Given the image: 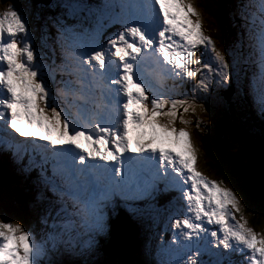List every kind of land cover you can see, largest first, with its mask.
Returning a JSON list of instances; mask_svg holds the SVG:
<instances>
[{
  "label": "snow or ice",
  "instance_id": "snow-or-ice-1",
  "mask_svg": "<svg viewBox=\"0 0 264 264\" xmlns=\"http://www.w3.org/2000/svg\"><path fill=\"white\" fill-rule=\"evenodd\" d=\"M59 7L45 24L55 30L59 64L37 61L19 9L0 16V153L21 170L38 168L48 200L39 237L19 223L0 221V264H64L66 255L90 264L96 238L109 231V210L114 215L123 207L135 216L137 202L171 188L179 190L184 212L170 217L178 230L171 241L176 247L162 250L169 258L160 264H264V239L244 224L229 223L239 201L196 170L188 132L173 126L177 106L187 113L189 100L149 97L139 71L152 56L163 75L181 83L207 68L211 75L196 80L200 91L231 84V64L203 34L194 7L185 0H61ZM235 15L242 30L237 44L247 42L260 68L258 87L249 81L246 94L254 96L264 121V0H241ZM112 24L120 30L105 47L100 39ZM198 45L213 53L215 71L197 56ZM166 104L171 107L162 111ZM213 224L215 229L207 227Z\"/></svg>",
  "mask_w": 264,
  "mask_h": 264
},
{
  "label": "rangeland",
  "instance_id": "rangeland-1",
  "mask_svg": "<svg viewBox=\"0 0 264 264\" xmlns=\"http://www.w3.org/2000/svg\"><path fill=\"white\" fill-rule=\"evenodd\" d=\"M24 1L26 2L29 0H0V16H2L6 11L10 10L11 8L19 9L20 12L25 14L27 8L25 7ZM185 2L188 4H191L194 7L195 11L199 14L203 34L211 37L212 42L215 45L216 49L226 54V51H225V44H226L232 50V43H226L227 38L224 34L223 25L221 27V22L219 20L220 16L219 14H217V16L215 15L216 8H215L214 1L213 0H185ZM46 12L49 14L51 13L48 10H46ZM227 12H228V8H227ZM31 18H32V24H37V26H39L40 24V29H37V36L33 37V40L34 38H36L37 40L36 39L34 41L32 40L33 47L36 52V59L37 61H42L44 63H47V60H48L51 63L53 58L49 52V47H47V44L51 37V33L53 35L52 31L54 28L51 26L50 23L48 24L47 27H45V24L47 21H49V18H54V17L47 15L46 13H44L42 9L36 8L33 6ZM193 19H195V17H193ZM230 22L232 24V20H230ZM32 24L30 25L31 29L33 27ZM30 26H29V29H30ZM108 38L109 36H106L100 39V43H102L105 47H107L106 41ZM198 49L199 50L197 51V56L201 57L204 62L208 63L213 68L214 66L211 65L213 61V53L211 52V50L205 49L203 45H198ZM189 68L194 70L196 68V65L190 64ZM215 70H216V67L213 68V71ZM232 70L233 69H231V78H232V72H233ZM201 73L206 74V75H211V73H208L207 68L201 67V71L200 73L197 74V78H191V79L185 78V80H190V82H196V80L201 77ZM259 73L260 71L251 72L249 76L251 79L258 78ZM57 74H60V73L57 72ZM45 79L48 81L50 87H52L53 89L56 87V85L51 81L50 78L45 77ZM60 79H61L60 76L56 77L57 81H59ZM225 87L227 86L215 87V85H210V90L207 92H204V91L195 89V85L191 86V88H189L188 90L192 92L190 97L176 98V99H188L191 104V107H189V111L185 113L183 110V107L177 106V118L174 121L173 126L177 128L178 130L180 128H183L186 132H188L190 139L192 141V144L196 150V157H197L196 164H195L196 170L200 172L206 179L210 181H216L219 187L230 190L235 195L236 199L239 201L238 196L236 195V193L234 192L230 184L226 181L224 177L220 176L217 173L215 167L212 164V161L209 160L207 157H205L206 155L203 152L204 148H203L202 141L197 138L199 136L201 137L204 133H206L205 127L207 126V123L209 122V117L206 116L207 110L200 103H202V101L207 99L209 96L211 97L212 100H215V101L218 100L219 99L218 96L217 95L214 96L216 92V88L225 89ZM146 94L149 97H151L148 91L146 92ZM234 101L239 103L238 98L234 99ZM214 105L217 106V104H214ZM149 107H150V102H149ZM170 107H171L170 104H166L163 106L162 111H166ZM193 108L195 109L194 111H193ZM222 108L223 106L221 105L218 106V110L215 107V110L218 112L219 115H223V114H220L219 112V110ZM158 119L160 120L162 124L168 123V120H169L168 117H160ZM180 119H183L187 121L188 123L181 124ZM197 121H199V127L197 126ZM130 135L133 140L136 139L135 134L130 133ZM81 143H83V141H81ZM162 146L170 147V148L173 147L171 144H164ZM175 150L179 151L181 149L179 146H176ZM225 164L229 165V162L225 161ZM190 183L191 182H189L188 187L190 186ZM170 192L174 193L172 191ZM175 193L178 194V191L176 190ZM0 200H1L0 202V221H7L13 224L19 223L22 226H24L26 230L35 233L37 237L43 235L44 226H42V229L37 227V223H39V220L28 219L27 221L25 218L22 217L21 212H18L15 214H8V212L11 213V211L8 210L9 208L7 206H5L4 201H6L7 203H12V202L4 196H0ZM205 203H207V201H205ZM238 208H239V211L234 213L235 219L230 220L229 223L231 222L230 224L232 225L244 224L246 228L252 229L255 233H257L258 238L264 239V219H259V218H256L255 220L250 219V215H248L246 211L242 209L240 201H239ZM177 209H179V206H177ZM254 214L255 213H252V215ZM174 216H179V215H173L169 217H174ZM208 226H214L215 228L217 227L215 224L208 225ZM169 227L172 231H177L176 229H173L171 227L170 218H169ZM169 235H172L173 237L174 234L168 233L166 236H169ZM113 254L115 253L113 252ZM113 258H115L117 261L120 259L119 249L117 251V255ZM89 261H90V264H96L95 259H92V260L89 259ZM108 263L114 264L112 260H109ZM118 263L123 264L122 262H119V261Z\"/></svg>",
  "mask_w": 264,
  "mask_h": 264
},
{
  "label": "trees",
  "instance_id": "trees-1",
  "mask_svg": "<svg viewBox=\"0 0 264 264\" xmlns=\"http://www.w3.org/2000/svg\"><path fill=\"white\" fill-rule=\"evenodd\" d=\"M215 4V15L219 14V20L221 22V25H223V30L225 36L230 34L232 37H234V34L236 33V25H239V20L236 18L235 15L231 16L232 24L229 20L227 8L230 7V1L232 0H213ZM241 1V0H239ZM89 3V2H88ZM236 24V25H235ZM236 88L230 87L226 90L224 93H228L230 97L227 95H223L221 98L222 100L225 99V110H223L221 113H224L225 115H219L218 113L211 112L209 114H206V116L209 117V122L207 123V126L205 127L206 133H204L201 137H197L202 141L203 144V152L205 153V157H207L209 160L212 161L213 166L215 167L217 173L224 177L226 181L230 184L232 189L234 191L238 190V187L236 186L237 177H238V169H241L244 167L249 161V151L252 148H257V144H255L249 139V137L244 134L242 130V121L238 117V115L232 110L233 101L237 98L234 91ZM239 94V91L236 90ZM219 91V94L220 95ZM235 92V91H234ZM234 96V97H233ZM245 96V94L243 95ZM233 100H232V98ZM217 107L216 105H214ZM218 110V109H217ZM250 118L253 119L252 114H249ZM248 117H246L247 120ZM258 129V127H255ZM262 135H264V128H261ZM197 139V140H198ZM262 153H264V148L262 149ZM225 161L229 162V165L225 164ZM6 165L4 163L0 162V182L3 183H12L23 186V182L21 179L14 177L12 174L9 173L8 170H6ZM255 201L262 207L264 211V202H260L258 199L253 197ZM46 200V199H45ZM22 201L18 202H12L13 207L15 208V211L12 210L11 207H9L8 210L11 211L9 214H15L18 212H21V215L23 218H25L27 221L28 219L35 220L37 218L36 211L33 210L34 207H30L29 205L33 201H28L27 203ZM23 203V204H22ZM25 203V204H24ZM261 219H264L261 218ZM22 221V220H21ZM129 224V221L125 222L123 226ZM122 226V224H121ZM122 226V227H123ZM127 230L130 232L129 228ZM130 238L133 241L134 235L130 232ZM119 237L116 238L118 240ZM104 245L101 247L102 250L108 249V254L111 250L117 249V245L111 239L109 245L107 243H103ZM121 245H123L121 243ZM127 257L130 261V264H138L139 262L135 260L136 253L134 251H129L127 253ZM108 258V257H107ZM109 258L108 260H110ZM64 264H75L74 260H66V258H62Z\"/></svg>",
  "mask_w": 264,
  "mask_h": 264
},
{
  "label": "water",
  "instance_id": "water-1",
  "mask_svg": "<svg viewBox=\"0 0 264 264\" xmlns=\"http://www.w3.org/2000/svg\"><path fill=\"white\" fill-rule=\"evenodd\" d=\"M41 2L42 0H29L25 2V7L27 9L26 13L23 15L29 25L32 24V5L38 7ZM259 159L261 158H257L250 164L238 169V177L236 182L238 190L235 191V193L239 198L242 209H244L246 213L250 215V219L252 220H255L256 218L261 219L264 217V211L262 210V207L257 203V201L253 199V197H255L260 202L264 201V161ZM17 201L20 200L18 199ZM11 208L14 207L12 206ZM252 213L255 214L252 215ZM22 227L24 228V226Z\"/></svg>",
  "mask_w": 264,
  "mask_h": 264
},
{
  "label": "bare ground",
  "instance_id": "bare-ground-1",
  "mask_svg": "<svg viewBox=\"0 0 264 264\" xmlns=\"http://www.w3.org/2000/svg\"><path fill=\"white\" fill-rule=\"evenodd\" d=\"M5 12V11H4ZM233 23V22H232ZM53 35H54V32H53ZM149 58H151V60L149 59V61H147V64H148V66L150 67V68H153V61H154V58L155 57H152V56H149ZM11 168H9V167H7L6 168V170H10ZM133 223H135V221H132ZM131 222L129 221V224H130ZM156 228H161V227H156ZM208 238V237H207ZM206 238V239H207ZM205 239V240H206ZM176 246H174V248H175ZM140 256H141V261H142V263L144 264V258H145V254L141 251V254H140Z\"/></svg>",
  "mask_w": 264,
  "mask_h": 264
}]
</instances>
